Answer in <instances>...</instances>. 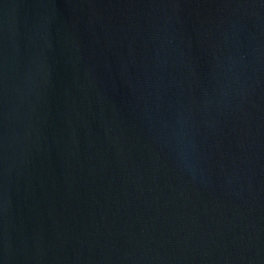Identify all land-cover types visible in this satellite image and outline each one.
I'll return each mask as SVG.
<instances>
[{
	"label": "water",
	"instance_id": "1",
	"mask_svg": "<svg viewBox=\"0 0 264 264\" xmlns=\"http://www.w3.org/2000/svg\"><path fill=\"white\" fill-rule=\"evenodd\" d=\"M0 264H264V0H0Z\"/></svg>",
	"mask_w": 264,
	"mask_h": 264
}]
</instances>
